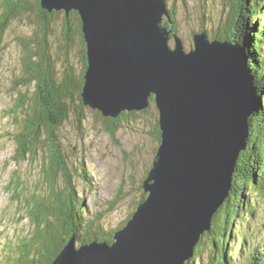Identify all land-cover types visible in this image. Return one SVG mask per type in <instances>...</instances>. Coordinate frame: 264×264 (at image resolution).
I'll list each match as a JSON object with an SVG mask.
<instances>
[{
    "label": "water",
    "instance_id": "water-1",
    "mask_svg": "<svg viewBox=\"0 0 264 264\" xmlns=\"http://www.w3.org/2000/svg\"><path fill=\"white\" fill-rule=\"evenodd\" d=\"M78 13L87 68L82 104L103 118L142 111L152 101L160 140L141 189L146 195L112 242L77 244L51 264H186L232 188L259 92L237 41L172 28L166 0H40ZM248 7V6H247Z\"/></svg>",
    "mask_w": 264,
    "mask_h": 264
},
{
    "label": "trees",
    "instance_id": "trees-1",
    "mask_svg": "<svg viewBox=\"0 0 264 264\" xmlns=\"http://www.w3.org/2000/svg\"><path fill=\"white\" fill-rule=\"evenodd\" d=\"M229 2L233 12L231 25L225 36L213 38L234 40L246 48L259 92L253 122L249 126L247 148L238 158L229 196L186 264H234L242 260L241 251L232 247L236 236L240 238L239 249L250 247L244 264H264V223H259L258 228H251L249 224L256 212L255 206L264 205V55H260L261 48H264V0ZM168 11L171 19L172 12ZM25 16L29 21L31 16L34 18L31 22L36 25V32L29 39L19 38L18 41L20 76L13 84L15 89H25V92H19L20 98L12 114L18 127L14 135L13 159L37 163L43 193L40 196L30 194L24 203L23 192H16L17 200L29 209L26 218L30 220L32 230L12 239L10 251L15 255L12 260L15 264H51L72 235L77 244L93 240L111 243L114 232L102 234L95 228L94 221L85 222V207L75 199L70 157L58 136V131L70 117L73 116L78 129L86 120V107L80 96L87 68L80 17L75 11L68 15L62 11L48 12L41 8L40 0H1L0 54L12 22ZM243 21L245 29L240 27ZM235 24L240 30L236 36L230 35V28ZM170 25L168 20L164 24L171 28ZM56 26L60 28L59 35L55 34ZM73 58L80 66L79 71L74 67ZM144 114L152 119L151 134L159 143L158 115L152 101L147 109L124 112L116 119L103 118L96 112L111 136L122 121L135 120ZM82 173L85 177V171ZM17 181L19 189L20 181ZM145 198L142 191L139 203ZM130 217L131 214L128 219ZM244 221H248L246 228H243ZM258 235L262 239L257 240Z\"/></svg>",
    "mask_w": 264,
    "mask_h": 264
},
{
    "label": "rangeland",
    "instance_id": "rangeland-1",
    "mask_svg": "<svg viewBox=\"0 0 264 264\" xmlns=\"http://www.w3.org/2000/svg\"><path fill=\"white\" fill-rule=\"evenodd\" d=\"M229 1H166L172 12L170 27L182 39L184 48L193 47L192 36L202 28L210 40H214V36H225L233 14ZM28 19L25 16L12 22L4 39V50L0 54V264H4V261L5 264H15L12 261L15 255L10 251L12 239L32 230V224L26 218L29 209L23 202L30 194L40 196L43 193L37 163L16 162L13 159L16 148L14 135L18 127L12 114L20 98L19 92H25V89H15L13 84L20 76L21 50L18 41L19 38L29 39L36 32V25L31 22L34 18L31 16V21ZM166 21L164 18L163 23ZM243 23L239 25L245 29ZM230 29V35L234 36L240 30L236 24ZM59 33L60 28L56 26L55 34ZM260 55H264L263 47ZM72 61L79 71L77 60L73 58ZM85 114L86 120L80 129L76 128L72 116L58 131V136L62 138L70 157L68 162L75 179V199L85 207V222L94 221L95 228L108 235L122 228L139 204L141 183L151 168L158 143L151 134L153 121L148 115L122 121L111 136L96 111L86 108ZM83 171L85 177H82ZM18 191L23 192L22 203L17 200ZM255 210L253 219L249 221L251 228H258L259 223H264V205L257 204ZM247 222L244 221L243 228L248 226ZM260 239L262 236L258 235L257 240ZM232 247L242 254V260L234 264H244L246 256L250 254V247L239 249L240 238L237 236Z\"/></svg>",
    "mask_w": 264,
    "mask_h": 264
}]
</instances>
